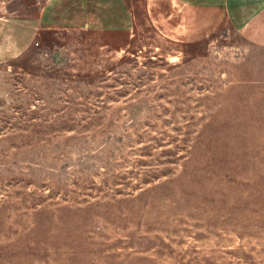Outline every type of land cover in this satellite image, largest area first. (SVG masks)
Here are the masks:
<instances>
[{
    "label": "rangeland",
    "instance_id": "1",
    "mask_svg": "<svg viewBox=\"0 0 264 264\" xmlns=\"http://www.w3.org/2000/svg\"><path fill=\"white\" fill-rule=\"evenodd\" d=\"M123 1L0 0V264H264L249 27Z\"/></svg>",
    "mask_w": 264,
    "mask_h": 264
},
{
    "label": "crops",
    "instance_id": "2",
    "mask_svg": "<svg viewBox=\"0 0 264 264\" xmlns=\"http://www.w3.org/2000/svg\"><path fill=\"white\" fill-rule=\"evenodd\" d=\"M73 1V0H71ZM76 2H102L110 4L113 10H125V2L123 0H74ZM180 3L181 7H188L193 18L192 24L199 19L201 13L211 16L212 12L222 13L223 19L234 27H240V30L247 26L248 32L240 33L243 40L252 44L256 48L255 54L264 56V0H175ZM123 4V5H121ZM126 7V6H125ZM211 20V18L209 17ZM209 20V21H210ZM255 74L263 73L264 66H252L250 68ZM249 69V70H250ZM241 71L244 72V69ZM248 72V71H246ZM256 82L237 81V85H254Z\"/></svg>",
    "mask_w": 264,
    "mask_h": 264
}]
</instances>
